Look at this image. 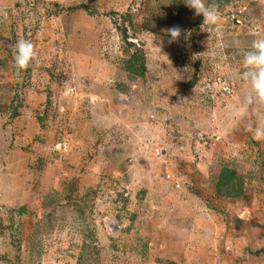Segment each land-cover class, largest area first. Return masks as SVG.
Here are the masks:
<instances>
[{
	"label": "rangeland",
	"instance_id": "374dc122",
	"mask_svg": "<svg viewBox=\"0 0 264 264\" xmlns=\"http://www.w3.org/2000/svg\"><path fill=\"white\" fill-rule=\"evenodd\" d=\"M206 3L0 0V264H264V0Z\"/></svg>",
	"mask_w": 264,
	"mask_h": 264
},
{
	"label": "clouds",
	"instance_id": "9594fccd",
	"mask_svg": "<svg viewBox=\"0 0 264 264\" xmlns=\"http://www.w3.org/2000/svg\"><path fill=\"white\" fill-rule=\"evenodd\" d=\"M185 5L197 16L202 15L203 23L215 25L220 17L214 7L207 5L206 0H184ZM169 43L177 42L181 30L173 27L168 30ZM13 59L19 71L27 70L33 63L38 62V52L34 44L28 40H19L13 48ZM244 71L241 78L248 85L245 104L234 109L237 116L245 114L246 107L253 102L264 105V38L254 40L251 49L243 53ZM256 139H264V121L255 130Z\"/></svg>",
	"mask_w": 264,
	"mask_h": 264
},
{
	"label": "trees",
	"instance_id": "16d2710c",
	"mask_svg": "<svg viewBox=\"0 0 264 264\" xmlns=\"http://www.w3.org/2000/svg\"><path fill=\"white\" fill-rule=\"evenodd\" d=\"M221 176L219 178V181H218V192L222 190V188L224 186H228L229 185V189L230 191H233L235 188H232V186L234 185V183L232 182V178L234 177V175L237 174V171L232 168V167H228V166H225L222 171H221ZM236 180L238 182L241 181V179L238 177L236 178ZM239 186V185H238ZM240 188H241V185H240ZM237 192H232L230 195H233V194H236Z\"/></svg>",
	"mask_w": 264,
	"mask_h": 264
}]
</instances>
